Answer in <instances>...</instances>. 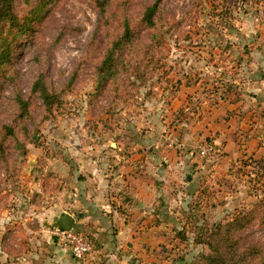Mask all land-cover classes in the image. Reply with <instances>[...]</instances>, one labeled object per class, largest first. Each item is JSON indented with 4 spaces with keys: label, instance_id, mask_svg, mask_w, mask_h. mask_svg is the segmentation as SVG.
Masks as SVG:
<instances>
[{
    "label": "rangeland",
    "instance_id": "obj_1",
    "mask_svg": "<svg viewBox=\"0 0 264 264\" xmlns=\"http://www.w3.org/2000/svg\"><path fill=\"white\" fill-rule=\"evenodd\" d=\"M154 1L101 8L57 0L30 33L7 34L14 41L0 72V264L35 257L53 242L49 225L61 211L75 209L79 220L77 185L95 176L100 187L102 174L112 183L119 169L126 189L152 184L154 229L144 233V219L134 220L139 233L124 232L125 247H102L99 263L207 264L210 242L214 254L232 258L225 229L210 230L241 209L254 208L255 219L233 238L263 240L264 0H163L150 27L141 17ZM35 5L19 0L16 12L25 17ZM126 20L134 42L101 79L99 65ZM40 74L61 94L50 110L33 92ZM18 95L30 103L23 118ZM75 228L95 238L85 224Z\"/></svg>",
    "mask_w": 264,
    "mask_h": 264
},
{
    "label": "trees",
    "instance_id": "obj_2",
    "mask_svg": "<svg viewBox=\"0 0 264 264\" xmlns=\"http://www.w3.org/2000/svg\"><path fill=\"white\" fill-rule=\"evenodd\" d=\"M18 1L19 0H0V72L5 65L11 63L13 58V38L10 40L7 37V34L17 37L30 33V31L33 30V24L42 18V15L48 11L50 6L53 7L57 4V0H36V5L32 7L30 13L25 17H20L16 12V5L18 4ZM95 1L101 8L106 5L107 2V0ZM162 2L163 0H155L152 4L145 7L141 17L143 23L150 27H154L156 25V16L159 13ZM135 36V30L131 27L129 21H124L121 35L114 40L112 46L108 49L105 57L99 65V75L101 79L102 76H104L105 79L106 77L114 75L116 71V59L120 56V54L118 55V52H123L128 45L132 44L134 42ZM33 92L39 93L44 104L49 110L52 109L55 104L58 105L61 103V94H55L48 90L44 83L43 74H40L34 82ZM17 102L20 107L19 116L21 118L27 116L30 107L29 100L18 95ZM261 199L264 201V195L261 197ZM253 210L254 208L248 211L241 209L239 210L241 213H239L230 222L223 226L216 224L211 228L210 232H214V235H218L219 231L223 232L221 229H225V242L227 243L226 249H228V253L232 255V258H229L225 254L221 253L214 254V252H218V247L214 246L210 242L209 245L213 253L203 256L207 264H264V238L260 244L257 245L256 243L240 244L237 239L233 238L235 229H238L243 225L246 226L255 219ZM78 231L82 232L87 238L95 243V238H92L83 231ZM229 234L231 238H228ZM220 241L224 242L222 237ZM245 259L248 260V262L243 263L245 262Z\"/></svg>",
    "mask_w": 264,
    "mask_h": 264
},
{
    "label": "crops",
    "instance_id": "obj_3",
    "mask_svg": "<svg viewBox=\"0 0 264 264\" xmlns=\"http://www.w3.org/2000/svg\"><path fill=\"white\" fill-rule=\"evenodd\" d=\"M105 166V164H102V171H104ZM119 170V173H115V181L112 183L106 179L107 175L102 174V184L100 187L96 185L98 179H95L96 177L93 176L95 180L93 178L89 179L85 185L82 183L77 185L75 188L77 192L72 191L74 195L79 197L74 199L73 205H76L75 208L81 210H77L80 217L79 220L77 219L76 224H85V228L90 230L91 234L95 236L96 243L98 245L100 244L99 247H103L104 249L110 248L116 250L125 247V242L121 241V238L126 237L124 232H128L129 230L133 234L139 233L133 229V226L136 225L133 223L134 220L139 219L140 222L144 219L143 224L145 226L141 225L144 233H149V231L154 229L152 218L155 216L154 203L156 199L154 191L152 190V184L146 185L147 189L145 191L140 190L141 188L138 187L133 192L131 190L133 188L132 186L126 189L127 183L125 185L118 183L119 180L125 182L122 174L124 170ZM108 190L109 193L115 191L116 196L114 197L113 194H108L112 196L111 198L108 197L106 195ZM65 211L75 216V209H67ZM113 220L118 223L119 229L113 231V233H119L114 236L111 235V223ZM149 240L152 244V233L150 234V238L147 234V238L144 241V244H147L146 248L149 247ZM110 256L114 257V254H110ZM23 259L22 264H102V261L101 263L97 262V258L93 256H91V262L86 258H76L68 247L57 242L55 239H53V242L50 241V243L42 244L39 248V253L35 254V257H26Z\"/></svg>",
    "mask_w": 264,
    "mask_h": 264
},
{
    "label": "built area",
    "instance_id": "obj_4",
    "mask_svg": "<svg viewBox=\"0 0 264 264\" xmlns=\"http://www.w3.org/2000/svg\"><path fill=\"white\" fill-rule=\"evenodd\" d=\"M262 16L264 17V14H262ZM205 152L206 149H202V154ZM51 234L57 242L68 247L73 255L78 259H85L88 256H93L98 259L103 253L102 248L97 246L92 240L87 238L76 228H72L70 230L52 228Z\"/></svg>",
    "mask_w": 264,
    "mask_h": 264
},
{
    "label": "water",
    "instance_id": "obj_5",
    "mask_svg": "<svg viewBox=\"0 0 264 264\" xmlns=\"http://www.w3.org/2000/svg\"><path fill=\"white\" fill-rule=\"evenodd\" d=\"M76 221L77 218L74 215L67 211H61L55 222L49 226L60 230H70L76 227Z\"/></svg>",
    "mask_w": 264,
    "mask_h": 264
}]
</instances>
